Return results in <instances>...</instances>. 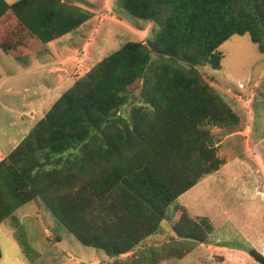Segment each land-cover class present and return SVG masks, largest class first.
Here are the masks:
<instances>
[{
	"label": "trees",
	"instance_id": "trees-1",
	"mask_svg": "<svg viewBox=\"0 0 264 264\" xmlns=\"http://www.w3.org/2000/svg\"><path fill=\"white\" fill-rule=\"evenodd\" d=\"M120 5L155 23L154 38L127 42L76 79L0 161V223L40 197L80 243L111 257L108 264H152L170 250L141 244L160 231L168 206L225 164L208 127L244 129L197 66L219 69V46L234 34L248 33L264 53V0ZM89 18L66 0H0V31L17 22L0 35V50L19 59V48L36 49ZM139 79V104L129 110L130 86ZM174 214L177 238L208 242L209 226L185 207ZM244 250L264 264L257 249ZM130 251L139 258L119 259Z\"/></svg>",
	"mask_w": 264,
	"mask_h": 264
},
{
	"label": "rangeland",
	"instance_id": "rangeland-1",
	"mask_svg": "<svg viewBox=\"0 0 264 264\" xmlns=\"http://www.w3.org/2000/svg\"><path fill=\"white\" fill-rule=\"evenodd\" d=\"M66 2L86 9L90 18L73 31L47 44H38L36 49L19 48V59L0 50V161L8 155L3 157L8 142L16 145L29 129L25 122L31 112H35L32 122L40 120L76 79L104 57L129 41L154 38L157 25L131 15L121 7L120 0ZM16 27L17 22L11 21L0 31L1 39ZM218 50L222 57L219 69L211 64L199 65L197 69L241 118L244 129L228 132L225 127H208L225 164L178 196L167 208L161 234L152 235L141 244L143 248L161 244L166 250H174L160 264H258L244 250L247 247L264 255V53L248 33L232 35ZM172 64L184 65L175 59ZM142 87V79L130 86L133 102L127 106L129 110L139 104ZM184 207L190 217L209 226L205 245L171 239L169 222L176 209ZM0 247V264L113 261L103 250L80 243L40 197L22 205L13 217L0 223Z\"/></svg>",
	"mask_w": 264,
	"mask_h": 264
},
{
	"label": "crops",
	"instance_id": "crops-1",
	"mask_svg": "<svg viewBox=\"0 0 264 264\" xmlns=\"http://www.w3.org/2000/svg\"><path fill=\"white\" fill-rule=\"evenodd\" d=\"M31 117L30 118H28L27 120H26V122H25V124L27 125V124H29L30 125V127H29V129L24 133V135H23V137L19 140V142L16 144V145H11V140L8 142V144L6 145V147H7V149H8V151L6 152V154H4V156L3 157H5L9 152H11L20 142H21V140L26 136V134L29 132V130L36 124V122H37V120H34V122H32V119H33V116L35 115V112H31ZM249 128V127H248ZM188 209V208H187ZM162 230H163V227H162ZM172 230V229H171ZM161 229H160V231L158 232V233H155V234H152V235H159V234H161ZM172 232L173 233H171L172 234V236H171V239L173 240V241H175V242H180V241H187L186 239H180V238H177V236H176V233L172 230ZM152 235H150L149 237H152ZM149 237H147L146 238V240L149 238ZM144 241V242H147V241ZM190 241H194V240H188V242H190ZM194 242H196V241H194ZM201 244H203V245H205L204 244V242H200ZM205 243H207V242H205ZM202 245V246H203ZM209 245H211V244H208V246ZM162 246L163 245H161V244H154V245H147V247H149V248H154V252H158V251H160L161 250V248H162ZM205 250H209V248L210 247H203ZM221 248H225V247H221ZM226 249V248H225ZM165 250H166V248H165ZM171 251H173L174 252V250L173 249H170ZM167 251V250H166ZM131 252V254L130 255H128V256H132V261L133 260H136V259H138L139 258V253L137 252V253H135V255L133 256V251H130ZM130 252H127V253H130ZM127 253H124V254H127ZM106 254V253H105ZM124 254H122V255H124ZM190 254V253H189ZM188 254V255H189ZM193 254V253H192ZM121 255V256H122ZM106 256H107V258H109L110 259V257L106 254ZM121 256L119 257V259L120 260H122L121 259ZM125 256V255H124ZM128 256H126V258H128ZM167 256V255H166ZM166 256H163V257H158L157 258V261H154V262H151L152 264H160V262H162L165 258H166ZM182 256H184V255H182ZM169 257H173V256H169ZM155 258V257H154ZM125 260V259H124ZM124 260H122V261H124ZM156 260V259H155Z\"/></svg>",
	"mask_w": 264,
	"mask_h": 264
}]
</instances>
